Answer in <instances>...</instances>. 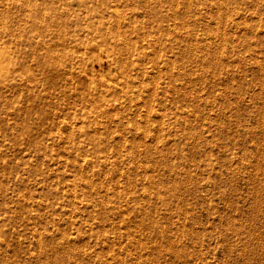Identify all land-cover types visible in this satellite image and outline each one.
I'll list each match as a JSON object with an SVG mask.
<instances>
[{"label":"rangeland","instance_id":"rangeland-1","mask_svg":"<svg viewBox=\"0 0 264 264\" xmlns=\"http://www.w3.org/2000/svg\"><path fill=\"white\" fill-rule=\"evenodd\" d=\"M262 153L264 0H0V264H264Z\"/></svg>","mask_w":264,"mask_h":264},{"label":"bare ground","instance_id":"bare-ground-1","mask_svg":"<svg viewBox=\"0 0 264 264\" xmlns=\"http://www.w3.org/2000/svg\"><path fill=\"white\" fill-rule=\"evenodd\" d=\"M51 60V59H50ZM262 155H264L263 153H262ZM264 158V157H263ZM264 186V185H263ZM260 187V186H259ZM258 188V187H257ZM261 188V187H260ZM264 190V189H263ZM264 193V192H263ZM261 197V196H260ZM264 198V197H263ZM262 199V198H261ZM258 200V199H257ZM263 203V202H262ZM257 206V205H256ZM260 207V206H259ZM264 208V207H263ZM255 209V208H254ZM259 209V208H258ZM256 210V209H255ZM263 211H264V209H263ZM258 212V211H257ZM254 238H255V236H254ZM263 246V245H262ZM264 247V246H263ZM261 249V248H260ZM262 250V249H261ZM264 250V249H263ZM258 253H260V251L258 252ZM264 254V253H263ZM262 256V255H261ZM261 261V260H260Z\"/></svg>","mask_w":264,"mask_h":264}]
</instances>
